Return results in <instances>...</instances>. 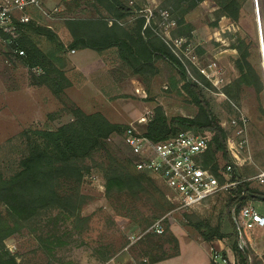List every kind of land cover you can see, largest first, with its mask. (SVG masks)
<instances>
[{"label": "rangeland", "instance_id": "rangeland-1", "mask_svg": "<svg viewBox=\"0 0 264 264\" xmlns=\"http://www.w3.org/2000/svg\"><path fill=\"white\" fill-rule=\"evenodd\" d=\"M43 2L50 11L56 10L54 17L47 18L46 23L56 31L65 47L57 49L55 43L42 34H33V38L43 49L55 54V61L65 69L71 84L59 97L46 84L33 83V74L40 75L44 71L29 69L13 52L11 45L0 41V163L5 170L15 167L21 156L15 142L6 144L10 139L28 127L55 128L71 120L73 115L69 107L73 105L81 106L87 112L100 110L114 122L139 129L146 126L139 122V118L153 116L157 105H161L169 117L198 113V105L183 88L184 79L168 60L157 58L153 73H136L122 60L116 47L97 51L68 46L72 34L66 25L67 19L107 15L104 9L97 8L93 0ZM130 5L134 6V12L121 20L123 26L131 28L138 17H144V28L150 27L173 53L174 49L178 51L180 56L175 55L186 66L189 77L199 83L219 121L238 113L231 101L246 113L249 153L229 143L237 175L248 178L264 170L263 0H242L237 20L222 15L217 0H202L185 12L186 24L192 26L190 31L182 34L181 29L187 25H179L171 0H131ZM164 10L170 13L168 19ZM179 38H183L180 47L176 44ZM239 39L249 44V59L262 82L260 92L255 84L238 86L236 83L241 74L236 64L239 51L235 47ZM212 62L217 63L218 69L210 73L211 79L201 72L200 67ZM201 76L209 79L212 86L206 84ZM227 89L238 93V97L230 96ZM124 134L125 131L117 132L108 140L119 155L132 161ZM102 162L100 154L87 161L90 169L80 188L86 196L81 208L82 218L64 219L55 209L37 217L22 231L6 239L7 248L16 255L19 264H148L152 256L173 254L177 248L178 254L154 264H216L209 257L207 244L199 241L205 239L194 224L203 220L230 230L227 204L234 189L220 191L202 204L186 207L158 176L133 166L145 173L153 190L157 188L165 193V198L172 204L167 211L157 210L160 206L156 204V198H152L153 193L136 199L126 196L119 199L116 194L112 198L107 196ZM220 162L222 165L226 163L224 159ZM247 181L252 187L264 191V183ZM155 197L160 196L155 194ZM248 202L264 214V200L251 199ZM235 206L237 208V205L231 206V212ZM159 219H163L164 232L145 234ZM208 242L211 243L210 248L212 245L222 248L230 264H237L230 236ZM246 251L252 264H264V232H252Z\"/></svg>", "mask_w": 264, "mask_h": 264}, {"label": "trees", "instance_id": "trees-1", "mask_svg": "<svg viewBox=\"0 0 264 264\" xmlns=\"http://www.w3.org/2000/svg\"><path fill=\"white\" fill-rule=\"evenodd\" d=\"M99 9L107 15L99 18H71L66 25L72 34L68 46L72 49L93 48L104 51L116 47L122 60L130 65L136 73L152 72L157 58L171 62L184 79L183 88L198 105V113L194 116L175 115L169 117L161 105L155 107L151 119L146 124V134L153 140H163L182 130L194 131L208 137L209 143L204 154V166L209 167L222 180L225 176L221 169L232 159L228 132L221 124L204 97L199 83L192 80L184 63L168 45L156 35L150 27H145L146 19L138 17L132 27L121 23L134 12L131 0H93ZM202 0H171L178 15L179 25L186 24L185 12L197 6ZM222 15L237 20L242 8V0H217ZM35 20L24 25L19 35V47L24 54L18 55L32 70L39 65L44 73L33 74L32 82L46 84L62 97L67 86L71 84L65 69L55 61L50 51L43 49L33 38V34L45 35L55 43L56 48L63 50L65 45L60 41L56 31L47 26V18L40 11L34 12ZM112 20V23L110 22ZM181 29V34L190 31L192 24ZM15 46V45H14ZM12 47V45H11ZM239 51L236 64L241 71L236 79L238 86L243 83L255 84L257 91L262 90L259 73L249 59L250 47L244 39H239L235 46ZM58 59V58H57ZM206 84L212 86L209 79L201 76ZM230 96L238 97V93L227 89ZM73 118L55 128L28 127L6 144L15 142L21 150V156L15 167L5 170L0 163V264H19L17 257L6 245V239L20 232L37 217L58 209L59 217L64 219L82 218L81 208L86 196L81 193V185L86 172L90 169L88 160H94L97 154L102 157V168L106 178L107 196L141 198L144 194L153 193L156 204L167 211L172 204L165 198V193L149 185L148 176L134 169L130 159L123 158L113 149L109 138L124 132L126 123L110 120L102 111H85L81 106L69 107ZM220 159L225 160L222 165ZM237 172V171H236ZM234 173L232 179L236 178ZM239 177V176H238ZM151 186V187H150ZM244 190V192H242ZM264 194L258 187H252L249 181H243L228 200L230 230L221 225H212L207 221H198L194 225L207 241L230 236L236 252L237 264H252L249 253L239 247L238 237L232 212V205L239 209L251 199L249 193ZM116 194V195H115ZM158 194L160 197H155ZM160 202V203H159ZM57 215V214H56ZM156 233V232H147ZM152 242V240L150 239ZM153 246L156 243H152ZM179 253L152 256L148 263L166 259ZM264 257V255H263Z\"/></svg>", "mask_w": 264, "mask_h": 264}, {"label": "built area", "instance_id": "built-area-1", "mask_svg": "<svg viewBox=\"0 0 264 264\" xmlns=\"http://www.w3.org/2000/svg\"><path fill=\"white\" fill-rule=\"evenodd\" d=\"M36 10L49 19L54 17L56 12V10L47 9L43 0H0V41L12 45L16 55L24 54V50L18 45V38L24 25L35 20ZM163 13L168 19L169 11L164 10ZM176 44L180 47L183 44V38L177 39ZM174 52L180 56L176 49ZM217 69L216 62L200 67L201 72L210 78V73ZM32 70L43 71L39 65L34 66ZM231 102L238 113L220 122L228 131L229 143L234 144L238 150L249 153L248 117L239 105ZM151 117L152 115H143L139 118V122L146 125ZM124 141L134 166L140 171L151 172L158 176L186 207L202 204L220 191L229 188L236 190L243 181L256 180L264 183V170L248 178L236 176L232 179L236 172L234 161L227 162L221 169L225 176L222 180L209 167L204 166V154L209 143L208 137L194 131L182 130L171 137L155 141L146 134V126L145 129H139L131 125L125 129ZM232 218L239 247L246 251L252 232L264 227V214L248 202L238 210L236 206L233 207ZM164 230L163 219H159L151 225L147 232L162 233ZM211 259L216 264H230L227 254L215 245L211 246Z\"/></svg>", "mask_w": 264, "mask_h": 264}, {"label": "crops", "instance_id": "crops-1", "mask_svg": "<svg viewBox=\"0 0 264 264\" xmlns=\"http://www.w3.org/2000/svg\"><path fill=\"white\" fill-rule=\"evenodd\" d=\"M263 3H264V0H263ZM264 14V13H263ZM81 63H83V62H81ZM88 63V62H87ZM92 63H93V61H92ZM92 63H89V64H92ZM84 64V63H83ZM87 65V64H86ZM83 66H85V64L83 65ZM258 232H260V233H262V232H264V227L263 228H257L256 229ZM192 241V240H191ZM200 242H202V243H205V244H207V248H208V253H209V257H210V259H211V248H210V245H211V243L210 242H208V241H205V240H199ZM192 242H195V239L192 241ZM180 248H181V246H182V242L180 241ZM198 245H201L200 243H198ZM163 260V259H162ZM160 261V260H159ZM155 262H157V261H155ZM155 262H151V263H148V264H154Z\"/></svg>", "mask_w": 264, "mask_h": 264}, {"label": "water", "instance_id": "water-1", "mask_svg": "<svg viewBox=\"0 0 264 264\" xmlns=\"http://www.w3.org/2000/svg\"><path fill=\"white\" fill-rule=\"evenodd\" d=\"M249 196L264 200V194L251 192V193H249Z\"/></svg>", "mask_w": 264, "mask_h": 264}]
</instances>
